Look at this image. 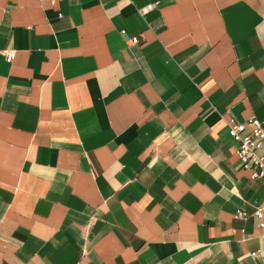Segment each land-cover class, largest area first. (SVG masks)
I'll return each mask as SVG.
<instances>
[{
	"label": "crops",
	"instance_id": "obj_1",
	"mask_svg": "<svg viewBox=\"0 0 264 264\" xmlns=\"http://www.w3.org/2000/svg\"><path fill=\"white\" fill-rule=\"evenodd\" d=\"M253 117L264 0H0V264H264Z\"/></svg>",
	"mask_w": 264,
	"mask_h": 264
},
{
	"label": "built area",
	"instance_id": "obj_2",
	"mask_svg": "<svg viewBox=\"0 0 264 264\" xmlns=\"http://www.w3.org/2000/svg\"><path fill=\"white\" fill-rule=\"evenodd\" d=\"M139 42V37L132 39L133 44ZM4 54L7 61L12 62L13 54L11 52ZM229 133L239 145L237 156L241 168L250 171L254 179H264V157L258 155V150L264 144V128L260 121L253 117L244 123L232 124ZM257 214L262 216L260 211Z\"/></svg>",
	"mask_w": 264,
	"mask_h": 264
}]
</instances>
